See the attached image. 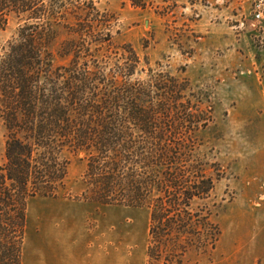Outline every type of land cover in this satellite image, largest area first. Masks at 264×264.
<instances>
[{"label":"trees","instance_id":"1","mask_svg":"<svg viewBox=\"0 0 264 264\" xmlns=\"http://www.w3.org/2000/svg\"><path fill=\"white\" fill-rule=\"evenodd\" d=\"M158 1L168 3L129 0L141 10ZM11 18L17 33L0 54V264H22L29 201L65 196L77 153L76 199L149 211L148 264L210 262L221 173L199 152L210 116L190 82L151 68L140 77L139 55L114 41L116 14L92 0H0V30ZM257 42L264 51V33Z\"/></svg>","mask_w":264,"mask_h":264},{"label":"rangeland","instance_id":"2","mask_svg":"<svg viewBox=\"0 0 264 264\" xmlns=\"http://www.w3.org/2000/svg\"><path fill=\"white\" fill-rule=\"evenodd\" d=\"M92 1L116 14L114 41L139 55L140 77L151 68L186 78L209 111L199 152L219 164L211 205L221 236L210 262L187 264H264V0H168L145 10ZM17 28L11 18L0 30V54ZM5 139L0 128V165ZM68 157L67 194L29 201L22 264H148L149 211L76 199L84 154Z\"/></svg>","mask_w":264,"mask_h":264},{"label":"crops","instance_id":"3","mask_svg":"<svg viewBox=\"0 0 264 264\" xmlns=\"http://www.w3.org/2000/svg\"><path fill=\"white\" fill-rule=\"evenodd\" d=\"M74 264H89L88 262H86V261H83V260H80V261H78V262H73Z\"/></svg>","mask_w":264,"mask_h":264},{"label":"built area","instance_id":"4","mask_svg":"<svg viewBox=\"0 0 264 264\" xmlns=\"http://www.w3.org/2000/svg\"><path fill=\"white\" fill-rule=\"evenodd\" d=\"M256 18L257 19L262 18V12L261 11H257Z\"/></svg>","mask_w":264,"mask_h":264}]
</instances>
